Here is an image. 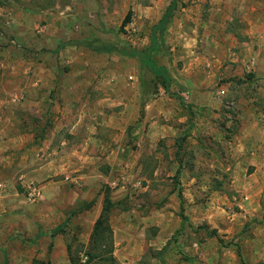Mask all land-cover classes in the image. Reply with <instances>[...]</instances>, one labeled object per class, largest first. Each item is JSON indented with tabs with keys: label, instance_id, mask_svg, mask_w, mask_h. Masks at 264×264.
<instances>
[{
	"label": "rangeland",
	"instance_id": "374dc122",
	"mask_svg": "<svg viewBox=\"0 0 264 264\" xmlns=\"http://www.w3.org/2000/svg\"><path fill=\"white\" fill-rule=\"evenodd\" d=\"M171 1L0 0V17H34L0 27V264H69L64 246L84 249L104 186L115 229L124 213L145 219L130 240L145 243L137 264H264L262 184L218 158L224 140L237 144L249 109L264 113V88L245 65L257 45L240 18L264 17V0L178 2L154 55L171 96L136 60L71 44L121 39L144 49ZM146 114L155 128L178 123L194 134L145 137ZM258 122L262 130L264 115ZM31 187L40 191L33 201Z\"/></svg>",
	"mask_w": 264,
	"mask_h": 264
},
{
	"label": "crops",
	"instance_id": "0c3cea01",
	"mask_svg": "<svg viewBox=\"0 0 264 264\" xmlns=\"http://www.w3.org/2000/svg\"><path fill=\"white\" fill-rule=\"evenodd\" d=\"M19 7H22V6L19 5ZM25 11H27L26 14L28 15L29 13H34L32 12L31 9H26ZM6 15L4 14V17H0V27L5 30L15 29L14 25H18V26L23 25L22 23L28 19H31V22L34 21V17H19V16L12 15V14H8V16ZM240 18L246 21L251 26L249 30V34H250V37L254 39L253 43L257 45L255 49L249 52V55H248L249 59L246 60L247 62L245 63V65L247 64L248 69L252 68L255 71L257 77L259 78L260 86L264 88V17H251V18L250 17H240ZM0 35H3V33L0 32ZM258 42H259V46H258ZM261 91H262L261 96L264 98V90H261ZM262 115H264V113H262L261 111H259V113H256L255 110L249 109V111H247L246 118H244V116L241 118V128L238 131L239 138L237 140V144L234 146V148H232L231 144L227 143L226 140H224L223 150H225V153H223L221 156L218 155V158L222 157V160H224V164H226L229 167L239 166L241 169L240 174H243V179L245 183L246 182L248 184H252L253 182L260 183L262 184L260 185L261 190H264V127L262 130H260V128L258 127V124H259L258 116L261 117ZM151 118L152 117L149 114H146L144 117V122H143L144 125L142 128V133L145 135V137H151L153 134H156V136H158L159 138H164L165 136L164 132L167 133V131L175 132L174 134H178L180 132H183L184 134H189V133L194 134V132H192V130H190L188 126L182 127V129L179 130L178 123H175L176 124L175 126H169V127L158 126L157 128H155L153 127L155 126V122H151V124L148 125ZM183 121H184V118L182 117L178 118L177 114H175L174 122L181 123ZM153 128H155L154 129L155 132H153L154 131ZM199 130L197 129L198 133H199ZM201 138L202 137H199V139L204 142L210 140V138H207V139L205 137H203V139ZM231 139L232 138H230L229 140ZM144 142H147V139H144ZM207 151L210 152V148H208ZM226 151L229 153V155H226ZM192 163L193 162H191V164ZM247 166L252 167L251 172L249 173L247 170L248 169ZM6 169L8 170L7 167ZM0 172H2V170H0ZM240 179H241V176H240ZM235 180H238V178H236ZM262 193L263 191H260L259 213H264V202L262 201L264 200V196L261 195ZM250 202H253V200H251ZM260 203H261V207H260ZM240 206L242 208L244 207L245 210H248L247 204L245 203L242 204L240 202ZM245 212H250V211L248 210ZM98 215L95 216L93 223L89 228L86 239L82 241V243L83 244L85 243V245L88 242L94 221L96 220ZM134 218H135V222L132 221L134 219L128 217L124 213L123 215L119 217L118 227L116 229L113 227L111 220H110V225L113 231L114 257L116 260V264H135V263L137 264V262L141 259V256L143 254L144 241L140 240L139 245L137 243L132 245L130 240H131L132 234L136 236H142L143 228L139 229V225L145 219H143L140 215H135ZM179 224L180 223H178V225L175 226L174 230L170 231V234H172L179 228ZM166 241L160 246H158L156 241H149L147 246L153 247V249H156L159 251L161 250L162 246L163 247L165 246ZM120 243H122V246H120L121 245ZM64 247H65V252H66V245ZM66 256H67V253H66ZM160 258H161V261L162 259L165 260V258H163L162 256H160ZM65 264H66V261H65Z\"/></svg>",
	"mask_w": 264,
	"mask_h": 264
},
{
	"label": "trees",
	"instance_id": "16d2710c",
	"mask_svg": "<svg viewBox=\"0 0 264 264\" xmlns=\"http://www.w3.org/2000/svg\"><path fill=\"white\" fill-rule=\"evenodd\" d=\"M179 1L180 0H172L169 3L157 24L151 28L148 37L149 45L144 49H136L121 39L115 40L114 43L96 39H86L72 41L71 44L75 46H82L87 50L93 51L95 53L117 54L124 58L136 60L138 62L140 70L149 71L157 80L159 85L164 89L165 93L171 96L172 94L169 91L171 76L164 66H160L156 63L154 55L161 49L164 32L171 19L173 18L175 11L177 10ZM128 20L129 17H125L122 27H124L128 23ZM175 98L179 101L182 107H186L182 98L178 96ZM178 161L180 162L181 159L179 158ZM176 174H178V170L176 171ZM86 204L90 206V203ZM114 207L115 204L111 199L110 189L109 187L104 186L101 210L98 217L94 221L88 242L83 247L84 249L79 248L78 251L76 249L73 250L72 241L66 244V253L69 264H116V260L114 257L113 231L109 220L110 213ZM179 216L181 217V219L184 218L181 208ZM65 225L66 223L63 222L55 228L51 229L48 232L49 237L53 240L56 235L63 234ZM179 231L180 230L176 231L173 236L177 235ZM209 234L215 236L218 241H220L215 233L210 232ZM76 244L78 245L79 243ZM82 257H85V260L83 262ZM41 264L50 263L47 261ZM240 264L249 263H246L245 261L240 259Z\"/></svg>",
	"mask_w": 264,
	"mask_h": 264
},
{
	"label": "built area",
	"instance_id": "2783aa9c",
	"mask_svg": "<svg viewBox=\"0 0 264 264\" xmlns=\"http://www.w3.org/2000/svg\"><path fill=\"white\" fill-rule=\"evenodd\" d=\"M40 195V191L36 189V187H31L28 189V194H27V197H28V200H34L36 199L37 197H39ZM85 260V257L83 258L82 257V262Z\"/></svg>",
	"mask_w": 264,
	"mask_h": 264
}]
</instances>
